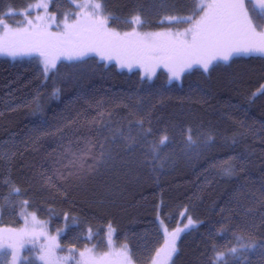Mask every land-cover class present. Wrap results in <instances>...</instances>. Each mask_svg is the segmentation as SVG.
Listing matches in <instances>:
<instances>
[{
  "label": "trees",
  "instance_id": "trees-1",
  "mask_svg": "<svg viewBox=\"0 0 264 264\" xmlns=\"http://www.w3.org/2000/svg\"><path fill=\"white\" fill-rule=\"evenodd\" d=\"M37 1L0 0V19L19 25ZM97 1L119 32L184 28L165 18L195 10L194 0ZM72 7L50 0L57 14ZM246 8L264 26L258 0ZM263 84L264 57L243 53L180 83L92 56L50 75L36 60L0 58V225L36 213L53 231L66 228L61 252L105 248L111 226L136 263L151 264L164 242L159 220L173 230L187 214L198 226L171 264H216L232 247L227 264H264ZM41 242L24 246L19 264H44ZM1 247L0 264H9Z\"/></svg>",
  "mask_w": 264,
  "mask_h": 264
},
{
  "label": "snow or ice",
  "instance_id": "snow-or-ice-1",
  "mask_svg": "<svg viewBox=\"0 0 264 264\" xmlns=\"http://www.w3.org/2000/svg\"><path fill=\"white\" fill-rule=\"evenodd\" d=\"M258 3L260 8L264 9V0H258ZM194 4L193 15L165 18L169 22H187L191 25L183 32L176 33H139L133 30L121 34L111 30L107 26L108 18L101 15L100 2L91 5V14L77 18L72 24L67 23L65 17L61 33H52L49 30L50 24L41 16L36 17V23L28 20L26 27L17 28L6 25L3 19H0V55L15 58L37 54L44 66L43 71L47 73L56 68L60 56L67 60H81L94 52L102 60L116 59L121 67L131 68L139 64L154 69L163 65L168 68L171 78L175 79H179L182 72L194 65H199L207 71L213 61H227L233 54L264 55V31H256L249 18L245 0H194ZM37 7L46 11L47 3L42 0ZM52 19L54 21V18ZM133 22L143 23L139 15L133 17ZM261 91L264 92V89ZM188 140L194 143L190 134ZM167 141L168 136L163 135L159 144L164 145ZM13 192L19 193L20 189L13 188ZM24 203L27 204V201ZM194 225L195 222L188 217L184 228L178 227L171 233L165 232L164 246L156 251L153 264H167L177 251L176 241L180 232ZM112 231L109 226L110 247ZM237 251V248L232 247L227 253L217 252L216 264H227L226 256L235 255ZM110 255L112 254L106 253L98 258L92 255L91 250L86 249L79 253L78 264H104ZM115 255L120 264H133L127 245H123ZM40 259L48 260L49 264H56L57 260L50 251ZM62 259L67 260V257Z\"/></svg>",
  "mask_w": 264,
  "mask_h": 264
},
{
  "label": "rangeland",
  "instance_id": "rangeland-1",
  "mask_svg": "<svg viewBox=\"0 0 264 264\" xmlns=\"http://www.w3.org/2000/svg\"><path fill=\"white\" fill-rule=\"evenodd\" d=\"M246 1L247 0H245V6H246ZM41 2H42V0H38L36 2V4H34L32 7L28 8L27 10L24 11L23 15H25V17L23 18L21 24L10 25V24H7L5 22L4 23L6 25L12 27V28L26 27L28 20L33 21V23H36V17L41 16V17H44L45 20H47L48 23L50 24L49 30L52 33H61L63 31V25L65 22V17H67V23L72 24L75 22V20L77 18H83L85 15L91 14L93 12L91 5L96 3V2H99V1H97V0H74L73 7L69 10H66V12L60 13V14H57L55 12L50 11V9H49L50 0H43L44 3H47V10L46 11L42 7H37V5L40 4ZM79 5H88V7H79ZM101 15L104 17H107L106 13L103 10V7H102ZM248 15H249V18L251 19L249 12H248ZM52 18H54V21ZM251 21H252V19H251ZM252 24L255 27L256 31H258V32L264 31V26L258 27L253 21H252ZM107 26L109 29L114 30V29L110 28L109 23H108V19H107ZM189 27H191L190 24L184 28L178 27V28L169 29V30H159V31H141L138 29H134V30L136 32H139V33H154V32H167V31H171L173 33H176V32H183L186 28H189ZM117 32H119V31H117ZM119 33L123 34L125 32H119ZM247 55L264 57V55H260V54H247ZM91 56L98 58L100 61L105 62L108 65L114 64L120 70H123L126 72L138 71L141 73V75L145 79L150 80V81L154 80L156 78V76L159 74V72L165 71L167 73L169 83H180L186 72H188L189 70L196 68V67L202 68L199 65H194L191 69H187L184 72H182L179 79H175V78H171V73L169 72L168 68L164 67L163 65L155 67L154 69L146 68V67L141 66L139 64H135L131 68L121 67L120 63L116 59H113L110 61L109 60H102L100 58V56L94 52L90 53L88 56L84 57L83 59H85L87 57H91ZM234 56H235V54H233L229 58V60L232 59ZM0 58H6L8 60H13V61L14 60H22V59H33V60H36L41 65L42 69L44 67L42 62H41V59L39 58V56L37 54H32L30 56H28V55L18 56L15 58H13L11 56H7V55H0ZM229 60H227V61L215 60L209 66L208 70L216 63H225V62H228ZM63 61L72 62V61H78V60H67L64 56H60V58L56 62V67L60 62H63ZM54 70L49 71L45 74L50 75ZM261 89H264V84L259 89V93H264L261 91ZM33 214L35 216V220H33ZM188 217H190V216H188L187 214H183V216L181 218V223L178 226L179 228H184V225L187 224ZM192 220L195 222V225L190 227V228L185 229L182 232H180L179 238L176 241L177 250H178V243H179V240L182 237V235L198 226V223L193 218H192ZM159 225H160V229L163 233L164 240L166 238L165 232L171 233L173 230H175V229L171 230V229L167 228V226L164 224L162 219L159 220ZM65 231H66V228L59 230V231H53L48 222L42 220L36 213H33V212L26 210L22 214V224L20 226L15 227V228H10V227H3L0 225V247L2 246L1 248L5 249L7 251L9 264H19L20 258H21V249L24 246L29 245V244L33 243L34 241H37V240H42L41 247H44V250L46 251V253L48 251H50L51 254L55 258H57L56 264H71L72 262H75L76 264H78V262L76 260L77 255L75 253L77 252L79 254L80 252H83L86 249L91 250L92 255L95 257H98V258L103 257L106 253H111L112 255H110L108 257V260L105 261L104 264H120V260L115 255V253L119 252L121 250L122 246L125 244L118 243V241L116 239V233L114 230L111 233V247L109 246V240H108L109 229H108L107 230V246L103 249H99L96 246H89V247H86L82 250H72V251L68 250V252H61V251H59L60 249H62L61 237H62V235L65 234ZM163 246H164V242H163V245L161 246V248ZM127 248L129 250V255L131 257L133 264H138L134 260L133 255L130 252V249L128 246H127ZM176 252H175V254H176ZM13 253L15 254V258H13ZM175 254H173V256L171 257V260L167 261V264L172 263V259L175 256ZM43 255H45V254H43ZM64 257H67V260L62 259ZM160 259L162 260L163 256H161ZM42 262L44 264H49L48 260H42ZM151 264H153V261L151 262Z\"/></svg>",
  "mask_w": 264,
  "mask_h": 264
}]
</instances>
